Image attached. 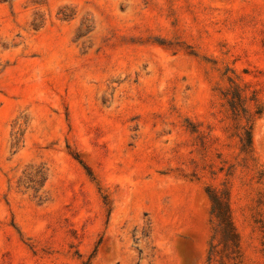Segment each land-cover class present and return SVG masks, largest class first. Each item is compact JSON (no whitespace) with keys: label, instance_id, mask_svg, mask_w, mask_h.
I'll list each match as a JSON object with an SVG mask.
<instances>
[{"label":"rangeland","instance_id":"1","mask_svg":"<svg viewBox=\"0 0 264 264\" xmlns=\"http://www.w3.org/2000/svg\"><path fill=\"white\" fill-rule=\"evenodd\" d=\"M0 264H264V0H0Z\"/></svg>","mask_w":264,"mask_h":264},{"label":"trees","instance_id":"2","mask_svg":"<svg viewBox=\"0 0 264 264\" xmlns=\"http://www.w3.org/2000/svg\"><path fill=\"white\" fill-rule=\"evenodd\" d=\"M44 180H45V178H44ZM224 221H226V225L228 227H231V222L229 221V219H224Z\"/></svg>","mask_w":264,"mask_h":264}]
</instances>
